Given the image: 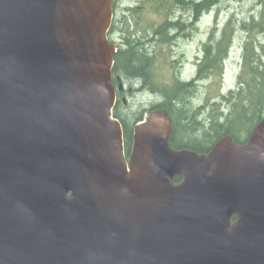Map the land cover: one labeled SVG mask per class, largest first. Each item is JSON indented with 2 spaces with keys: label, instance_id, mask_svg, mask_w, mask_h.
Returning <instances> with one entry per match:
<instances>
[{
  "label": "water",
  "instance_id": "95a60500",
  "mask_svg": "<svg viewBox=\"0 0 264 264\" xmlns=\"http://www.w3.org/2000/svg\"><path fill=\"white\" fill-rule=\"evenodd\" d=\"M113 1L0 0V264H264V119L197 154L152 112L126 162Z\"/></svg>",
  "mask_w": 264,
  "mask_h": 264
},
{
  "label": "flooded vegetation",
  "instance_id": "af4514ba",
  "mask_svg": "<svg viewBox=\"0 0 264 264\" xmlns=\"http://www.w3.org/2000/svg\"><path fill=\"white\" fill-rule=\"evenodd\" d=\"M151 3L152 0L140 1L153 8H148L152 12L148 16L132 15V8L123 7L120 0L113 4L107 40L114 48L111 80L115 106L123 107L138 99L147 102L161 95L158 88L163 83L164 67L171 71L173 82L184 85V94H190L200 72L220 61L224 34L206 32L202 36L198 25L201 17L194 14V0H172L174 14L166 21L162 3L156 1L153 6ZM140 4L136 7H141ZM184 47L193 56L191 60L185 55Z\"/></svg>",
  "mask_w": 264,
  "mask_h": 264
},
{
  "label": "trees",
  "instance_id": "16d2710c",
  "mask_svg": "<svg viewBox=\"0 0 264 264\" xmlns=\"http://www.w3.org/2000/svg\"><path fill=\"white\" fill-rule=\"evenodd\" d=\"M210 6L211 3L205 1L197 3L195 5L196 14H199L200 11L209 10ZM260 7L257 17L263 19L253 21L254 17L252 16L249 22H244V26L248 31L254 29L264 30V0H261ZM244 83L246 85L244 90L230 101V112L222 120L218 118L211 119L208 128L200 127V122L195 120L196 112L189 113L184 108L185 106L180 107L179 104H171L172 99L170 98H164V102L153 105L150 111H165L170 116L174 113L178 116L177 125L173 126L174 131L170 139L172 147H184L197 152H205L217 138L224 134H229L234 141L242 143L244 137L250 133L251 129L264 116V63L261 64L260 68L252 67L246 71ZM141 117L142 115H139L134 118V122L139 121ZM121 123L123 126L124 146L125 150L128 151L131 145V126L129 125V127L123 120ZM178 125L181 126V130L190 132L188 133V142L179 143L174 141V133ZM242 135L244 137H241ZM175 181H178V178H175Z\"/></svg>",
  "mask_w": 264,
  "mask_h": 264
},
{
  "label": "rangeland",
  "instance_id": "374dc122",
  "mask_svg": "<svg viewBox=\"0 0 264 264\" xmlns=\"http://www.w3.org/2000/svg\"><path fill=\"white\" fill-rule=\"evenodd\" d=\"M123 7L135 8L136 4H140L141 0H120ZM166 1V0H165ZM171 1V0H167ZM202 1V0H197ZM214 2L213 9L203 14V22H210L214 25V22L218 23V27L222 28L228 25L229 28L236 29V35L233 40V47L229 50L227 64L224 68L223 78L221 75H213L208 80L200 81L193 93V97L190 98L185 104H179V106H185L184 108L192 112L195 108L204 105L203 113L200 114L199 120L206 127L212 117H216L217 113H223L224 115L228 113L227 106L221 102V95L226 94L229 90H234L237 87V81L240 80L239 73L243 63V48L247 42H251L250 39L259 41L264 45V34L258 33L257 31L246 32L243 30L242 22H247L253 16L257 17L260 10L261 0H209ZM145 7H148L144 5ZM145 7L137 8L134 13L137 16L152 15L146 11ZM229 23V24H228ZM248 27V26H247ZM185 55L187 50L184 47ZM189 73V70L187 69ZM164 73L167 74L166 68ZM165 80V79H164ZM164 86L172 87L169 83H165ZM161 101L158 100L156 102ZM155 103V102H154ZM133 108L130 109L129 117L133 114L145 111L149 108L148 103L137 102L131 105ZM173 117L178 121V116L173 114ZM181 130V126H177ZM185 131V130H181ZM190 133L189 131L180 132L181 135ZM180 135V138H181ZM188 135L184 136V141H187Z\"/></svg>",
  "mask_w": 264,
  "mask_h": 264
},
{
  "label": "bare ground",
  "instance_id": "6f19581e",
  "mask_svg": "<svg viewBox=\"0 0 264 264\" xmlns=\"http://www.w3.org/2000/svg\"><path fill=\"white\" fill-rule=\"evenodd\" d=\"M206 46V45H205ZM209 63V62H208Z\"/></svg>",
  "mask_w": 264,
  "mask_h": 264
}]
</instances>
